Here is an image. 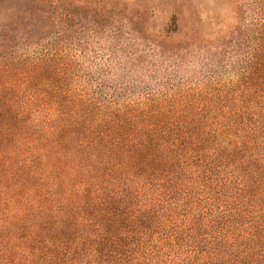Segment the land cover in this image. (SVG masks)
<instances>
[{
	"label": "trees",
	"instance_id": "obj_1",
	"mask_svg": "<svg viewBox=\"0 0 264 264\" xmlns=\"http://www.w3.org/2000/svg\"><path fill=\"white\" fill-rule=\"evenodd\" d=\"M259 10L244 65L189 84L0 54V264H264Z\"/></svg>",
	"mask_w": 264,
	"mask_h": 264
},
{
	"label": "rangeland",
	"instance_id": "obj_2",
	"mask_svg": "<svg viewBox=\"0 0 264 264\" xmlns=\"http://www.w3.org/2000/svg\"><path fill=\"white\" fill-rule=\"evenodd\" d=\"M259 9L260 0H0V54L62 50L89 85L110 77L138 88L189 84L244 65Z\"/></svg>",
	"mask_w": 264,
	"mask_h": 264
}]
</instances>
